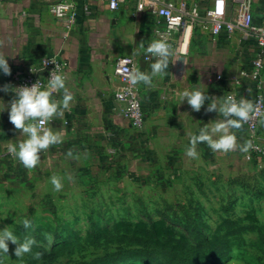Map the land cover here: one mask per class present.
I'll use <instances>...</instances> for the list:
<instances>
[{"label": "crops", "instance_id": "crops-1", "mask_svg": "<svg viewBox=\"0 0 264 264\" xmlns=\"http://www.w3.org/2000/svg\"><path fill=\"white\" fill-rule=\"evenodd\" d=\"M57 1L0 0V56L8 58L13 69L44 56L61 59L67 64V86L74 97L64 116L48 123V127L63 129V142L42 152L32 169L11 158L14 153L10 148L24 137L10 123L8 112L0 113V197L13 201L24 193L35 200L37 192L44 190L41 192L46 197L53 198L57 192L51 184L53 175L60 177L67 194L72 190L87 194L103 182H113V166L123 164L131 177H157L163 183L176 182L183 166L196 167L203 161L211 169L231 170L239 147L225 153L200 144L197 157L186 155L190 135L219 116L206 111L208 102L200 112L193 111L186 101L182 103L180 94L197 83L209 96L223 97L234 90L233 80L249 69L255 55L253 41H244L240 31L231 35L224 32L215 41L210 24H199L193 30L187 54L182 55L179 33L171 46L174 55L165 74L154 77L151 86L138 84L148 112L146 127L139 133L118 112L113 100L114 92L122 86L115 65L119 57L128 56L135 58L137 72L151 71L146 47L159 18L148 11L138 12L135 0L115 12L93 1L94 15L80 16L76 25L67 29L66 23L49 11ZM173 1L177 5L199 4L202 14L212 5L204 0ZM226 7L230 15L231 0H227ZM254 8L255 18L264 19V1L254 0ZM141 42L144 47H139ZM1 75L0 86L4 85ZM217 75L228 81H211ZM247 94L250 97L252 93ZM62 95L58 92L55 98L61 99ZM12 98L11 93L0 92V100L6 103ZM111 147L117 151L113 157L108 154ZM69 151L73 156L66 155Z\"/></svg>", "mask_w": 264, "mask_h": 264}, {"label": "rangeland", "instance_id": "rangeland-1", "mask_svg": "<svg viewBox=\"0 0 264 264\" xmlns=\"http://www.w3.org/2000/svg\"><path fill=\"white\" fill-rule=\"evenodd\" d=\"M234 153L233 164L240 165L231 164L227 173L211 169L203 161L196 167L183 166L176 182L163 183L136 172L131 177L123 164L113 166V182H103L87 194L72 190L69 195L62 187L53 198L46 197L41 192L44 190L37 192L35 200L24 193L13 201L1 196L0 229L12 227L20 241L34 237L37 243L31 253L18 259L16 245L9 242V253L0 254V264H30L37 259L34 249L51 251L69 244L75 246L60 252V262L90 261L103 253L106 242L113 247V233L125 232H155L192 244L214 239L220 242L231 233L220 264H264V162L259 168L243 163L241 151ZM24 218L32 221L27 230ZM249 227H261L263 238L259 232L247 230ZM97 236L101 245L92 243ZM117 264L156 263L132 257Z\"/></svg>", "mask_w": 264, "mask_h": 264}, {"label": "built area", "instance_id": "built-area-1", "mask_svg": "<svg viewBox=\"0 0 264 264\" xmlns=\"http://www.w3.org/2000/svg\"><path fill=\"white\" fill-rule=\"evenodd\" d=\"M106 5L111 12L118 11L122 5L132 0H59L49 6L51 15L66 23L67 29L74 27L80 16L90 17L95 13V7L91 2ZM137 11H148L156 15L158 24L153 38L149 41L162 40L170 44L175 43L176 36L181 33L182 41L179 51L186 55L195 26L210 24L211 35L216 41L224 32L228 35L240 31L244 41L254 42L255 55L249 65V69L233 80V97L239 100L242 97L249 99L253 104V111L249 119L242 124L240 129H233L237 136L238 145L245 141H251L253 147L247 153H243L245 161L262 168L264 162V19L255 18L254 0H231L232 13L227 12V0H204L212 3L201 13L199 4L190 6L186 2L177 5L173 0H135ZM264 1V0H263ZM148 43V44H149ZM151 60V58H147ZM55 66L59 71L67 74V64L57 57H41L38 61L31 60L21 69L11 67V75H1L5 84L14 87L31 86L37 80L42 84L47 83ZM33 68V71H32ZM44 69L43 71H41ZM39 71V72H37ZM137 73L135 58L121 56L115 65V75L122 83L120 89L114 92L113 100L117 105L118 112L126 119L136 132H142L147 123V114L138 88V83H131V78ZM211 81H228L223 75H217ZM252 93L249 97L247 92ZM12 95V94H11ZM48 127V123L43 125ZM116 149L111 147L108 154L113 157ZM15 154H11L14 158Z\"/></svg>", "mask_w": 264, "mask_h": 264}, {"label": "clouds", "instance_id": "clouds-1", "mask_svg": "<svg viewBox=\"0 0 264 264\" xmlns=\"http://www.w3.org/2000/svg\"><path fill=\"white\" fill-rule=\"evenodd\" d=\"M139 47H144V42H141ZM146 53L147 58L152 60L151 71L134 73L131 78L133 84L143 82L145 85L151 86L154 77L165 74L174 55L171 45L162 40L150 42L146 47ZM0 74L11 75L8 58L4 56H0ZM204 87L206 86L204 85ZM61 91L62 98H55V94ZM0 92L11 93L13 97L7 103L0 100L3 102V105L0 106V113L7 111L10 123L21 132V137H24L13 145L10 151L15 154L20 164L27 169H32L40 161L42 152L63 142V129L43 127V125L62 118L65 111L70 108L74 97L67 86V76L55 66L46 84H42L41 80H37L31 86L14 87L5 84L0 86ZM180 96L182 103L186 101L195 112H200L208 102L206 111L208 113L216 112L219 116L218 119L203 124L198 133L190 135L189 145L185 150L187 156L197 157V146L200 144H206L213 152L225 153H229L237 147L240 151L247 153L253 147L251 141H245L243 145H238L237 136L232 131L240 129L242 124L249 119L253 111V104L249 99L242 97L237 100L231 93L223 97L209 96L208 91L205 92L200 83L190 90L185 88ZM66 155L71 157L73 153L69 151ZM51 184L56 191H59L63 186L60 177L56 175L51 177ZM22 224L23 228L27 230L31 228L32 221L24 218ZM11 229L12 227L0 229V254L8 255L9 242H11L16 245L15 256L22 259L26 254L32 252L37 241L34 237H26L20 241ZM40 255V253H36L35 258L39 259Z\"/></svg>", "mask_w": 264, "mask_h": 264}, {"label": "trees", "instance_id": "trees-1", "mask_svg": "<svg viewBox=\"0 0 264 264\" xmlns=\"http://www.w3.org/2000/svg\"><path fill=\"white\" fill-rule=\"evenodd\" d=\"M247 230L259 232L261 239L263 238L261 227H249ZM229 236L231 233L224 235L220 242L214 239L192 244L188 241H173L155 232L141 235L133 232L113 233V247L106 242L103 245V253L95 255L90 261L79 258L60 262V252L71 250L75 246L69 244L62 249L54 248L51 251L34 249V254L41 255L30 264H117L132 257L150 260L156 264H220L221 255L224 253L222 250L227 245ZM100 242L101 237H93L92 243L101 245Z\"/></svg>", "mask_w": 264, "mask_h": 264}]
</instances>
